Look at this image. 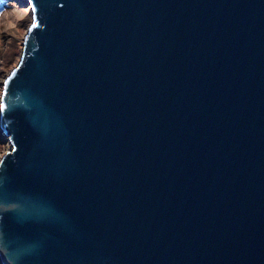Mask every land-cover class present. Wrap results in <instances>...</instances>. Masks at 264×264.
I'll use <instances>...</instances> for the list:
<instances>
[{
  "label": "water",
  "instance_id": "water-1",
  "mask_svg": "<svg viewBox=\"0 0 264 264\" xmlns=\"http://www.w3.org/2000/svg\"><path fill=\"white\" fill-rule=\"evenodd\" d=\"M30 2L3 264H264V0Z\"/></svg>",
  "mask_w": 264,
  "mask_h": 264
},
{
  "label": "rangeland",
  "instance_id": "rangeland-1",
  "mask_svg": "<svg viewBox=\"0 0 264 264\" xmlns=\"http://www.w3.org/2000/svg\"><path fill=\"white\" fill-rule=\"evenodd\" d=\"M35 20L30 0H0V104L3 105L6 83L18 66L25 37ZM3 110H0V117ZM0 124V162L12 150L13 143ZM0 264H3L0 253Z\"/></svg>",
  "mask_w": 264,
  "mask_h": 264
},
{
  "label": "snow or ice",
  "instance_id": "snow-or-ice-1",
  "mask_svg": "<svg viewBox=\"0 0 264 264\" xmlns=\"http://www.w3.org/2000/svg\"><path fill=\"white\" fill-rule=\"evenodd\" d=\"M5 83H7V81H5ZM2 109H3V105L0 104V110H2Z\"/></svg>",
  "mask_w": 264,
  "mask_h": 264
},
{
  "label": "bare ground",
  "instance_id": "bare-ground-1",
  "mask_svg": "<svg viewBox=\"0 0 264 264\" xmlns=\"http://www.w3.org/2000/svg\"><path fill=\"white\" fill-rule=\"evenodd\" d=\"M0 124H2V117H0ZM2 126V125H1Z\"/></svg>",
  "mask_w": 264,
  "mask_h": 264
}]
</instances>
